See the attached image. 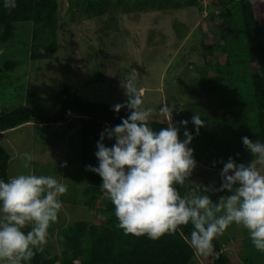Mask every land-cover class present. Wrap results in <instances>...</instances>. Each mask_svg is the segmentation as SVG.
Instances as JSON below:
<instances>
[{"label":"rangeland","instance_id":"374dc122","mask_svg":"<svg viewBox=\"0 0 264 264\" xmlns=\"http://www.w3.org/2000/svg\"><path fill=\"white\" fill-rule=\"evenodd\" d=\"M59 5L58 52L51 59H33L31 22L14 24L15 36L0 45V111H12L27 104V94H34V106L52 113L58 107V95L65 85L79 90L92 101L111 105L127 101L122 82L135 80L144 101L151 108L150 120L171 122L175 115L195 111L217 117L225 107L212 104L202 89L200 69L214 74L221 53L206 61L202 40L221 39L225 33L219 26L220 8L209 0H201L200 7H185L161 11L126 12L114 7L104 15L90 17L76 9L74 18L69 0H57ZM45 47V46H44ZM44 47L38 48L40 53ZM12 64V65H11ZM168 105L172 118L159 113ZM124 111L129 110L122 108ZM43 127V125H41ZM44 139L37 136L34 124L0 133V144L9 152V178L19 174L50 175L68 186L61 197L63 208L45 250L59 251L58 233L63 227L80 220L93 221L95 210L82 203L84 186L77 183L80 170L79 120L68 114L65 121L43 128ZM23 153L33 160L24 168ZM196 167L192 171L191 186L218 189L222 167L199 162L193 152ZM250 162L242 163L248 165ZM264 173V166L257 164ZM192 190V189H191ZM190 190V192H191ZM189 192V193H190ZM213 202L225 192L207 193ZM105 198L101 200L104 206ZM27 230V229H26ZM230 255L231 264H264V253L252 245L247 230L231 225L216 238ZM209 256L196 252L193 264H213Z\"/></svg>","mask_w":264,"mask_h":264},{"label":"trees","instance_id":"16d2710c","mask_svg":"<svg viewBox=\"0 0 264 264\" xmlns=\"http://www.w3.org/2000/svg\"><path fill=\"white\" fill-rule=\"evenodd\" d=\"M72 18L76 9L88 16H101L112 8H124L126 12L161 11L200 7L201 0H69ZM220 8L219 26L225 33L213 41L202 40L203 55L208 62L221 53L214 74L201 68L199 83L209 95L212 104L225 107L217 117L198 115L204 126L196 134L191 123L195 111L175 115L174 124L179 138L184 131L194 136L189 147L199 162H208L214 168L224 166L232 157L236 164L251 162L254 157L242 144V137L264 143V0H209ZM31 22L33 59H51L58 52L59 5L57 0H17V7L6 10L0 0V45L15 36L14 24ZM45 46V47H44ZM44 47L40 53L38 48ZM12 65V64H11ZM34 94H27V104L12 111H0V133L28 123L34 124L37 136L44 139L43 128L65 121L68 114L79 120L80 170L77 183L84 186L83 198L77 202L95 210L93 221L80 220L63 227L58 233L59 251L37 253L31 264H193L196 252L189 246L192 227L181 226L172 235L159 240L146 236L125 235L116 227L114 205L102 193L101 178L86 170V166H98L95 156L97 142L106 128H112L127 118L128 111H114V105L83 98L79 90L65 85L58 95V107L52 113L34 106ZM181 121H188L187 129ZM154 130L167 127L168 122L150 120ZM43 125V127H41ZM114 140L105 138L106 146ZM9 152L0 144V179L9 180ZM207 163V164H208ZM183 186H177L181 196L192 189V177ZM105 198L104 206L101 200ZM55 224L49 229L52 233ZM30 230V229H27ZM26 230V231H27ZM214 253L209 256L213 264H231L230 255L217 239L213 241Z\"/></svg>","mask_w":264,"mask_h":264},{"label":"clouds","instance_id":"9594fccd","mask_svg":"<svg viewBox=\"0 0 264 264\" xmlns=\"http://www.w3.org/2000/svg\"><path fill=\"white\" fill-rule=\"evenodd\" d=\"M3 7L13 10L17 0H3ZM122 87L127 101L113 110L127 108L129 115L101 133L95 152L98 166H86L102 180L101 191L114 205L116 227L125 235L155 241L190 224L189 246L207 257L214 253V239L235 224L247 230L253 247L264 253V173L257 169V164L264 166V143L242 137L254 157L247 166L229 157L220 173V188L192 185L191 192L181 196L177 186L189 181L196 167L189 147L193 134L185 130L181 140L171 119L167 127L154 130L149 123L153 110L143 106L134 78H125ZM172 112L168 105L159 109L166 117L172 118ZM191 123L198 135L204 122L194 114ZM181 124L187 129L188 121ZM105 138L115 141L111 147ZM21 160L29 168L33 156L23 153ZM67 191L65 183L50 175L30 172L0 179V264H31L44 252ZM225 191L230 194L217 202L207 194Z\"/></svg>","mask_w":264,"mask_h":264},{"label":"built area","instance_id":"2783aa9c","mask_svg":"<svg viewBox=\"0 0 264 264\" xmlns=\"http://www.w3.org/2000/svg\"><path fill=\"white\" fill-rule=\"evenodd\" d=\"M69 114H70V112H69Z\"/></svg>","mask_w":264,"mask_h":264}]
</instances>
